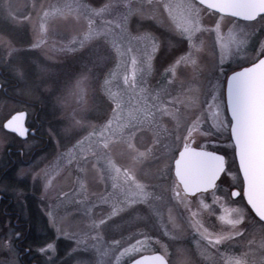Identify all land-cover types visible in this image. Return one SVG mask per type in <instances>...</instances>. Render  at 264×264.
I'll list each match as a JSON object with an SVG mask.
<instances>
[{
  "label": "rangeland",
  "instance_id": "rangeland-1",
  "mask_svg": "<svg viewBox=\"0 0 264 264\" xmlns=\"http://www.w3.org/2000/svg\"><path fill=\"white\" fill-rule=\"evenodd\" d=\"M262 56L264 15L238 21L193 0H0V69L16 83L0 80L14 87L0 94V167L9 147L32 146L4 131L12 114L37 104L58 116L49 151L15 177L19 198L37 193L65 264L155 252L170 264H264V224L226 193L242 190L226 85L216 86L221 63L235 72ZM190 145L227 157L211 193L186 196L173 175ZM61 193L79 206L42 205ZM14 240L4 222L0 264H18Z\"/></svg>",
  "mask_w": 264,
  "mask_h": 264
},
{
  "label": "water",
  "instance_id": "water-1",
  "mask_svg": "<svg viewBox=\"0 0 264 264\" xmlns=\"http://www.w3.org/2000/svg\"><path fill=\"white\" fill-rule=\"evenodd\" d=\"M195 1L211 11L241 21L252 22L264 15V0ZM259 60L242 69L252 70ZM1 91L6 92L2 84ZM226 104L231 119V138L244 183V196L251 210L264 223V108L258 102H253L247 108L244 119L238 120L233 113L227 85ZM26 119V111L15 112L4 122L3 129L25 140L29 134L35 133L27 128ZM225 168L223 155L189 146L179 152L174 161L173 172L183 191L188 195H195L213 189ZM238 194V191L233 192L234 197ZM128 264L169 263L162 254L153 253L141 255Z\"/></svg>",
  "mask_w": 264,
  "mask_h": 264
},
{
  "label": "flooded vegetation",
  "instance_id": "flooded-vegetation-1",
  "mask_svg": "<svg viewBox=\"0 0 264 264\" xmlns=\"http://www.w3.org/2000/svg\"><path fill=\"white\" fill-rule=\"evenodd\" d=\"M8 78L9 77L3 74V70L0 69V80L3 82H9L6 80ZM2 81L0 84H2L4 89H6V92L1 91L0 94H3L9 98L10 96L8 94V89L11 86L3 84ZM14 84L16 83L14 82ZM34 107L36 108L35 113L33 116H30L29 113H27L28 116L26 120L27 128L30 131L35 132L34 135L29 134L28 138L25 140L32 141V146L30 151H28V156L24 149L9 147L6 151V163L0 167V176L4 174L5 176L3 178L8 182V184H11L10 190L16 191V193H13V191L11 193L9 190L0 191V217L1 220L7 223V226L9 228L11 227L13 230V235L15 237L13 248L17 254L16 258L18 264H65L66 260L64 256V242L60 238L57 240L53 227L45 223V220L42 216L44 212L42 207H40L41 204L38 198L36 197L37 193L35 194L34 192L33 194V192L30 191V188H26V191L28 192L19 193L22 194V198H19L17 195V191H20L21 189L20 185L18 184V178L15 176L18 173L20 167L23 165H31V163H33L37 157L49 151L52 142L48 131L57 130L60 122L58 116H46L45 110H42L40 105L35 104ZM231 144L234 156L235 150L232 141ZM227 162L228 161L226 157V164ZM226 171L227 168L223 175H225ZM223 175L218 180L213 190L198 193L194 195V197L215 191L218 188ZM239 182L242 193H240V190L238 189H229L228 187L226 188L227 192H225L231 197V199L242 200L244 202L248 209V216L250 217L251 221L261 222L246 203L243 194V180L241 177ZM0 185H3L2 182ZM234 191L239 192L237 197H234ZM239 195L241 197L238 198ZM23 196L25 197L23 198ZM46 202L50 204V211L59 215L66 212V210L72 209L74 206H79V198L72 196L71 194L70 196H66L63 193L52 200H43L42 205H45ZM230 208L231 207H229V209ZM229 217L233 220H236L239 218L242 219L244 216L236 214V212L234 213L233 211ZM39 229H42L41 233Z\"/></svg>",
  "mask_w": 264,
  "mask_h": 264
},
{
  "label": "snow or ice",
  "instance_id": "snow-or-ice-1",
  "mask_svg": "<svg viewBox=\"0 0 264 264\" xmlns=\"http://www.w3.org/2000/svg\"><path fill=\"white\" fill-rule=\"evenodd\" d=\"M227 85L234 116L243 120L246 110L253 102H258L264 108V58L253 66L252 70L225 72L223 63L216 78V86L224 88Z\"/></svg>",
  "mask_w": 264,
  "mask_h": 264
},
{
  "label": "trees",
  "instance_id": "trees-1",
  "mask_svg": "<svg viewBox=\"0 0 264 264\" xmlns=\"http://www.w3.org/2000/svg\"><path fill=\"white\" fill-rule=\"evenodd\" d=\"M3 74L5 75V76H7L6 74H5V71H3ZM8 77V76H7ZM7 81H9L8 83L10 84H13V82L15 81V80H13L12 78H8V79H6ZM17 82V81H16ZM10 88H14L13 87V85L10 87ZM41 106V108H42V110H45L46 108L45 107H43L44 105H40ZM15 137V136H14ZM16 138V137H15ZM16 139H18V138H16ZM13 148H18V147H13ZM5 175L4 174H2L1 176H0V183L2 182V184L3 185H7L8 186V182L3 178ZM4 179V180H3ZM10 185V187H11V184H9ZM10 187H7V189H6V191H8V189H10ZM21 188V187H20ZM15 189V188H14ZM22 189V188H21ZM22 190H24V189H22ZM10 191V190H9ZM3 224H4V222L1 220V217H0V227H2L3 226Z\"/></svg>",
  "mask_w": 264,
  "mask_h": 264
}]
</instances>
